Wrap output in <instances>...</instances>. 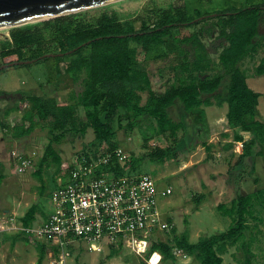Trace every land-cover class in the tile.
Returning a JSON list of instances; mask_svg holds the SVG:
<instances>
[{"label": "trees", "instance_id": "trees-1", "mask_svg": "<svg viewBox=\"0 0 264 264\" xmlns=\"http://www.w3.org/2000/svg\"><path fill=\"white\" fill-rule=\"evenodd\" d=\"M248 1L251 3L241 7L231 6L208 13L201 9L191 13L187 0L174 1L168 7L155 6L141 14H124L109 5L93 14L82 11L10 29L9 37L0 39L2 65L54 59L47 68L48 82L58 91L67 92L68 102L58 105L51 100L47 104L42 97L22 91L20 103L0 116L1 126L15 138L30 136L37 127L50 126L61 134L86 133L93 128L95 139L80 155L90 160L107 143L112 158L102 169L123 175L137 171L143 158L129 157L127 163L120 166L114 155L119 149L115 141V122L118 121L119 128L133 131L140 121L153 119L152 136L164 138L168 146L151 149L145 158L163 164L177 157L181 144L184 145L179 133L187 132L189 118L197 126L195 136L201 139L199 144L210 150V145L202 138L208 129L205 107L227 104V120L234 135L228 148H232L233 143H242V156L254 157L258 145L264 150V122L256 119L261 95L250 88L240 63L246 56L264 50V0ZM209 21L214 22L208 28L191 29ZM215 27L219 30L216 40L220 42L215 49L219 52L216 60L210 57V48L201 38L214 33ZM166 44H173L180 58L169 68L165 90L156 91L151 72L138 59L139 51L147 56ZM48 54L63 56L44 58ZM63 63L65 72L60 66ZM257 73L264 75V57ZM12 98L13 93H0L2 100ZM27 105L30 106L22 116L23 123L12 130L8 125L9 116ZM79 108L86 109L85 122L78 117ZM173 108L179 110V121L171 116ZM124 121L126 125L122 124ZM54 140L58 141L59 136ZM51 159L62 171L61 154L50 143L40 160L41 165L44 167ZM4 178L5 174L0 171V185ZM38 210V203H34L20 218L25 227H32ZM217 210L231 220L227 231L201 237L196 243L190 241L188 234L178 236L174 231L172 238L155 243L147 257L158 252L162 261L176 260L174 250L180 249L199 264H224L223 255L230 247H236L241 254V264H255L257 255L253 248L262 232L260 226L264 224V217L260 215L264 212V190L240 194L230 206L221 204ZM19 233L14 242L22 235L32 240V235ZM122 249L112 248L108 257L119 254ZM38 250L36 264H44L51 249L39 242ZM52 251L59 254L56 248ZM140 264L147 263L142 260Z\"/></svg>", "mask_w": 264, "mask_h": 264}, {"label": "rangeland", "instance_id": "rangeland-1", "mask_svg": "<svg viewBox=\"0 0 264 264\" xmlns=\"http://www.w3.org/2000/svg\"><path fill=\"white\" fill-rule=\"evenodd\" d=\"M174 1L178 0H121L105 6L112 5L113 9L124 14H141L147 13V10L155 6L168 7ZM187 2L191 13L195 9L208 13L251 3L248 0H187ZM99 9L101 7L86 11H91L93 14ZM213 22L209 21L191 29L200 31L201 28L213 25ZM10 29L12 28L0 30V39L8 38ZM218 33L219 30L215 27L211 35L201 36L210 48V57L215 60L219 53L215 49L220 44L216 40ZM262 57L264 50L254 56L248 55L240 63V68L245 73L250 88L261 95L256 119L264 122V75L257 73ZM179 58L180 55L173 44L157 47L147 56L140 50L138 56L142 65L151 72L156 91L165 90L166 81L170 76L169 68L177 63ZM52 61L54 59H45L0 71V93H13L12 100L0 99V116H3L7 109L14 108L20 103L22 91H26L28 95L42 97L47 104H50L51 100L58 105H65L68 102L67 92L58 91L48 82L47 68ZM60 66L65 72L66 64ZM77 90L80 91L81 88L78 87ZM29 106H25L20 111H13L8 118V125H21L23 113ZM205 111L208 129L202 138L210 145V150L199 144L201 139L195 136L197 126L194 125L193 119L189 118L187 132L179 133L180 137L183 136L184 145L181 144L177 157L163 164L152 163L145 158L151 149L168 146L164 138L152 136V127L155 125L153 119L140 121L133 131L119 128L118 121L114 124L118 147L129 157L143 158L139 169L131 173L151 175L157 180V186L162 192L168 188L172 189L169 196L159 201V209L164 218L175 223V229L167 233V236L162 235L163 239L172 238L176 231L178 236L188 234L190 241L196 243L201 237L225 232L229 229L231 220L222 216L217 207L221 204L230 206L232 200L240 194L264 190V150L258 145L254 157H244L243 144L233 143V147L229 149L228 145L233 142L234 135L227 120L228 105L205 107ZM121 113L124 114L125 111L122 110ZM171 116L175 121L180 120L178 108L171 110ZM78 117L86 121L85 108L78 109ZM122 124L126 125L127 121ZM5 130L0 125V162L3 165L0 171L5 174L0 185V223L14 216L19 225L20 218L25 215L29 207L38 203L39 210L32 226L39 227L50 213V199L58 187V179L64 177V173L77 159V155L88 148L95 139V132L93 128H89L86 133L68 131L61 134L60 131H53L50 126H45L37 127L30 136L16 139L12 137L11 131ZM56 135L59 136L58 141L54 140ZM245 135L247 139L250 138L249 134ZM146 137L149 138L148 142ZM50 143L61 154L62 171H59L52 159L44 167L41 165L40 160ZM13 152L34 156V164L25 175L16 174ZM260 215L264 217V212ZM260 228L262 232L258 234V241L253 248L257 255L255 264H264V224ZM17 235L20 233L16 230L0 234V264H36L39 258V241L34 237L30 240L22 235L14 242ZM64 251L66 254L64 256L61 254L59 257L54 251L49 250L44 264H140L142 262L140 256L133 254L127 248L113 257H108L109 248L101 253L91 252L85 242H74L69 247L66 246ZM240 256L236 247H230L223 255L224 264H241ZM160 264L199 263L193 256L184 252L176 260H163Z\"/></svg>", "mask_w": 264, "mask_h": 264}, {"label": "built area", "instance_id": "built-area-1", "mask_svg": "<svg viewBox=\"0 0 264 264\" xmlns=\"http://www.w3.org/2000/svg\"><path fill=\"white\" fill-rule=\"evenodd\" d=\"M108 149L104 143L90 160L77 155L69 174L58 179L59 186L51 195V210L43 224L25 227L22 222L18 225L13 216L0 223V234L16 230L32 235L49 249H58L59 257L66 254V246L85 242L91 252L122 247L151 264L158 253L147 257L152 246L175 229V223L165 219L159 209L160 199L169 196L172 189L160 191L157 180L149 174L104 171L103 165L112 158ZM17 153L13 152L15 170L22 176L33 166L34 156ZM114 155L122 167L129 160L120 148ZM174 253L180 257L184 252L175 249ZM161 261L160 255L158 264Z\"/></svg>", "mask_w": 264, "mask_h": 264}, {"label": "water", "instance_id": "water-1", "mask_svg": "<svg viewBox=\"0 0 264 264\" xmlns=\"http://www.w3.org/2000/svg\"><path fill=\"white\" fill-rule=\"evenodd\" d=\"M121 0H0V30L17 28L63 17L93 8L102 7ZM63 54H48L47 57H58ZM33 61H20L0 66V71Z\"/></svg>", "mask_w": 264, "mask_h": 264}, {"label": "bare ground", "instance_id": "bare-ground-1", "mask_svg": "<svg viewBox=\"0 0 264 264\" xmlns=\"http://www.w3.org/2000/svg\"><path fill=\"white\" fill-rule=\"evenodd\" d=\"M159 259H160V254L159 253H156L151 261V264H158L159 262Z\"/></svg>", "mask_w": 264, "mask_h": 264}, {"label": "crops", "instance_id": "crops-1", "mask_svg": "<svg viewBox=\"0 0 264 264\" xmlns=\"http://www.w3.org/2000/svg\"><path fill=\"white\" fill-rule=\"evenodd\" d=\"M19 111H20V110H19ZM21 112H22V111H21ZM24 113H25V112H24ZM24 113H23V114H24ZM10 120H12V119H10ZM0 125H1V122H0ZM10 127H13V126L10 125ZM12 129H13V128H12ZM12 137L15 138L13 135H12ZM16 139H18V138H16ZM241 144H242V143H241ZM229 149H230V148H229ZM0 167H3V165H2L1 162H0ZM46 220H47V219H46Z\"/></svg>", "mask_w": 264, "mask_h": 264}]
</instances>
